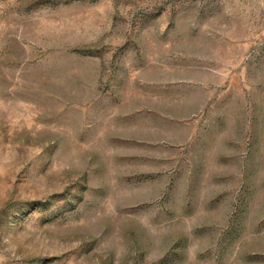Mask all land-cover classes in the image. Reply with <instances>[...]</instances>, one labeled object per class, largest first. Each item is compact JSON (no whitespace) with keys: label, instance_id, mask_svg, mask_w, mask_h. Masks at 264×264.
Segmentation results:
<instances>
[{"label":"rangeland","instance_id":"rangeland-1","mask_svg":"<svg viewBox=\"0 0 264 264\" xmlns=\"http://www.w3.org/2000/svg\"><path fill=\"white\" fill-rule=\"evenodd\" d=\"M0 264H264V0H0Z\"/></svg>","mask_w":264,"mask_h":264}]
</instances>
